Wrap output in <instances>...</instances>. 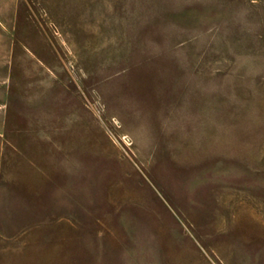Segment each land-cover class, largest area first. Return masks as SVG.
I'll list each match as a JSON object with an SVG mask.
<instances>
[{"label": "rangeland", "instance_id": "obj_1", "mask_svg": "<svg viewBox=\"0 0 264 264\" xmlns=\"http://www.w3.org/2000/svg\"><path fill=\"white\" fill-rule=\"evenodd\" d=\"M0 264H264V0H0Z\"/></svg>", "mask_w": 264, "mask_h": 264}]
</instances>
